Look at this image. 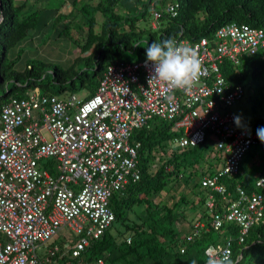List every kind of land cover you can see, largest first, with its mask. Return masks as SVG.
<instances>
[{
    "label": "built area",
    "instance_id": "built-area-1",
    "mask_svg": "<svg viewBox=\"0 0 264 264\" xmlns=\"http://www.w3.org/2000/svg\"><path fill=\"white\" fill-rule=\"evenodd\" d=\"M169 11L176 15L177 4ZM152 16L151 26L156 28L159 12L154 8ZM214 39L213 44L206 37L176 41L194 48L201 60L202 74L186 91H170L156 80L149 85L151 62L146 66L144 58L107 65L89 97L30 90L2 106L0 264H50L59 251L58 243L49 246L53 240H62L64 252L69 250L72 257L80 256L113 222L112 195L139 179L140 142L132 141V133L150 127L155 118L171 121L173 130L181 131L172 147H163L166 153L209 138L220 151L221 166L201 174V186L208 189L204 205L215 230L232 224L236 234L228 231L224 243L207 246L204 254L205 259L210 251L231 257L233 243L243 242L249 229L264 218L263 195L247 192L234 179L245 153L264 143L249 124L242 120L240 127L235 124L237 115L231 107L243 97L244 89L227 83L220 64L227 60L236 66L264 50V24L229 22L216 29ZM44 130L50 139L44 137ZM153 155L156 166L158 153ZM222 178L234 183L224 184ZM255 185L264 188V177ZM201 226L195 222L191 232L181 237L177 246L181 254ZM87 264L107 263L100 256Z\"/></svg>",
    "mask_w": 264,
    "mask_h": 264
},
{
    "label": "trees",
    "instance_id": "trees-1",
    "mask_svg": "<svg viewBox=\"0 0 264 264\" xmlns=\"http://www.w3.org/2000/svg\"><path fill=\"white\" fill-rule=\"evenodd\" d=\"M88 1L77 7L78 0H70L69 8L62 5L40 14V8L23 12L27 0L20 3L0 0V112L5 103L12 98L25 96L30 90H38L45 95L83 91L84 97H89L95 92L107 65L146 58V47L154 41L169 38L196 41L206 37L213 44L214 33L223 24L235 22L252 27L264 24V0ZM105 1H110L107 11ZM173 4H177L174 16L169 11V6ZM133 5L134 13H118L122 8L132 9ZM153 8L159 12L156 28L151 26ZM78 14L83 20H77L79 27L76 32H83L80 34L83 43L78 45L79 54L68 68L55 65L47 71L39 60L25 62L20 69L15 67L16 53L21 51L15 52V49H20L30 30L37 25L41 30L46 22L66 19L64 25L69 31V25ZM39 16L43 19L39 20ZM126 53L130 56L126 57ZM80 63L85 67H79ZM240 69L251 70L252 77L264 70V50L242 59L236 66L227 60L220 64V71L231 86L241 85L244 75ZM51 86H56V89ZM242 122L248 124L244 119ZM249 125L255 131L264 127V112ZM176 136L171 121L157 118L151 121L150 127L133 131L132 141L140 142V177L136 181H129L122 191L110 198L113 222L100 237L91 240L78 257H72L69 250L64 252L62 240L51 241L49 246L58 243L59 251L51 256L50 264H87L100 256L107 264H184L193 259L201 263L205 259L204 249L207 246L224 243L230 230L236 234L232 224L227 226L224 223L215 230L211 225L212 215L204 205L208 189L201 186V174L215 171L221 166L220 151L215 149L210 164L199 172L197 156L207 147L208 139L199 145L176 148L166 153L163 147ZM261 147L264 150V144ZM155 151L158 153L156 166ZM249 154V158L254 157L251 151ZM258 159L254 158V162L261 168L253 175L249 171L254 164L246 166L249 160L241 161V172L234 179L247 192H259L264 198V188L255 185L257 179L264 177V162ZM221 181L224 184L234 183L226 178ZM214 196L220 200L218 194ZM197 221L202 226L188 243L186 252L181 254L177 250L180 239L191 232ZM127 238H130V242H127ZM230 259L233 264H264V218L260 224L249 229L243 242L233 243Z\"/></svg>",
    "mask_w": 264,
    "mask_h": 264
},
{
    "label": "rangeland",
    "instance_id": "rangeland-1",
    "mask_svg": "<svg viewBox=\"0 0 264 264\" xmlns=\"http://www.w3.org/2000/svg\"><path fill=\"white\" fill-rule=\"evenodd\" d=\"M21 0H15V3H20ZM68 0H27V7L24 9L23 12L27 13L32 10L33 8H40L41 10L38 12L40 14H43L49 9L59 8L62 5H66ZM88 0H78L77 7L81 6V4L86 3ZM110 4V1H105L104 5H106V11L108 10V6ZM130 7V5H129ZM126 8V9H120L121 12H118V10L114 11L119 14H123L127 12V14H132L135 12L133 5V8ZM128 9V11H127ZM75 12V11H74ZM86 11H84V14ZM76 14V12L74 13ZM43 17L39 16V20H42ZM82 21L83 18L80 20V14L75 18L74 22L71 23L69 31L66 30V25L64 23L67 21L65 20H57L53 22H46V25L42 27L41 30H39L38 25L33 30H30L28 32V36L25 40H23L22 46L17 47L15 49L17 58L15 67L17 69H20L25 66V62H31L39 60L43 63L42 68L50 71V69L57 65L60 66L63 69H66L70 66L71 61L73 58L79 54L78 52V45L82 44L83 41L80 40V34L83 33L82 31L76 32L78 30L79 24L77 23L78 20ZM85 25V24H84ZM81 27L83 24L80 25ZM99 26V25H98ZM60 30H63L62 33H59ZM130 55L126 53V57H129ZM36 63V62H34ZM79 67L83 68L85 67L83 63L79 64ZM243 78L241 85L244 89V95L243 97L238 100L232 107L231 110L236 114L241 116L242 119H244L245 122H248V124L253 123L259 114H262L264 112V70L257 73L255 77H252L251 70L244 71L243 69H240ZM52 89H56V86H51ZM79 97H84L85 92L78 91L76 93ZM260 103H256L257 101H260ZM256 103V104H254ZM253 106H255V109L253 110ZM180 129L176 130L177 136L180 135ZM43 135L46 139H50L49 134L47 131H43ZM173 140L168 141L167 145L172 147L174 144L172 143ZM177 147L175 146L176 149ZM215 143L212 138L208 139L207 147L202 150L201 153H199L198 160H197V170L199 172H203L205 170V166L209 165L210 162L213 159L214 156V150H215ZM254 153L253 158H249L250 154L249 152ZM190 156V155H189ZM193 157V156H190ZM254 158L261 159V162H264V150L261 147V145H255L250 147L249 151H247L242 158V161H248V165L246 166H252L250 169L251 175L255 173V171H258L261 166H259L256 162H254ZM258 159V160H259ZM44 162H47V159H43ZM209 163V164H208ZM261 163V164H262ZM70 240H73V234L71 232L67 233ZM44 247L41 248V251H44ZM61 264V263H57Z\"/></svg>",
    "mask_w": 264,
    "mask_h": 264
},
{
    "label": "clouds",
    "instance_id": "clouds-1",
    "mask_svg": "<svg viewBox=\"0 0 264 264\" xmlns=\"http://www.w3.org/2000/svg\"><path fill=\"white\" fill-rule=\"evenodd\" d=\"M151 62L149 85L160 81L170 91L188 90L202 74L201 60L197 51L189 46L178 45L174 39L154 41L146 47L145 65ZM241 116L234 117L237 127L241 126ZM259 140L264 143V127L257 129ZM190 264H199L195 259ZM204 264H233L230 254L224 252L222 256L215 251L206 252Z\"/></svg>",
    "mask_w": 264,
    "mask_h": 264
},
{
    "label": "crops",
    "instance_id": "crops-1",
    "mask_svg": "<svg viewBox=\"0 0 264 264\" xmlns=\"http://www.w3.org/2000/svg\"><path fill=\"white\" fill-rule=\"evenodd\" d=\"M21 1H22V0H21ZM21 1H20V2H21ZM97 1H99V0H93V3H96ZM68 2H69V3H68ZM68 2L66 3L67 8L70 7V0H68ZM66 5H65V6H66ZM208 172H210V171H208ZM203 194H204V192H203ZM203 194H202V195H203ZM195 198H196V197H195ZM196 199H197V198H196Z\"/></svg>",
    "mask_w": 264,
    "mask_h": 264
}]
</instances>
